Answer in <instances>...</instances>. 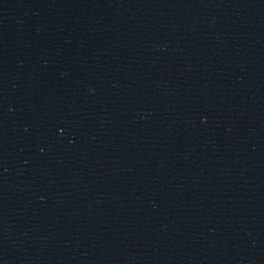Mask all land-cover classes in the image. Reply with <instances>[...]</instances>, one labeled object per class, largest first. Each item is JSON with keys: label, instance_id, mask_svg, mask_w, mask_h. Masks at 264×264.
Wrapping results in <instances>:
<instances>
[{"label": "water", "instance_id": "obj_1", "mask_svg": "<svg viewBox=\"0 0 264 264\" xmlns=\"http://www.w3.org/2000/svg\"><path fill=\"white\" fill-rule=\"evenodd\" d=\"M0 264H264V0H0Z\"/></svg>", "mask_w": 264, "mask_h": 264}]
</instances>
